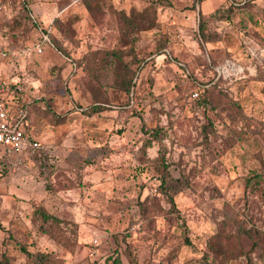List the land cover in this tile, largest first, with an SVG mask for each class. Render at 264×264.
Here are the masks:
<instances>
[{
    "label": "rangeland",
    "instance_id": "374dc122",
    "mask_svg": "<svg viewBox=\"0 0 264 264\" xmlns=\"http://www.w3.org/2000/svg\"><path fill=\"white\" fill-rule=\"evenodd\" d=\"M3 2L0 43L40 40L24 16L11 17L18 0ZM87 5L35 0L54 45L0 57V78L34 100L40 143L16 167L0 146V264H204L205 252L212 264H264V179L254 177L264 174V0ZM124 63L139 64L129 93L114 83ZM92 104L106 109L88 115ZM37 206L59 228L34 218ZM241 226L263 231L260 245L233 239L227 251L243 253L222 262L213 237Z\"/></svg>",
    "mask_w": 264,
    "mask_h": 264
},
{
    "label": "trees",
    "instance_id": "16d2710c",
    "mask_svg": "<svg viewBox=\"0 0 264 264\" xmlns=\"http://www.w3.org/2000/svg\"><path fill=\"white\" fill-rule=\"evenodd\" d=\"M4 1V0H3ZM35 0H18L19 4H21V10L17 11L13 16H17L20 15L21 17H25L27 19V21L30 23L31 29L34 32L38 33V38L43 39L44 36L47 37V40H45V42H47L48 44L54 45L52 38L49 36V32L51 30H48V32H46L40 25L39 23L35 20V17L33 15V12L31 10V5L34 3ZM85 3V6L88 7L87 2L89 0H82ZM147 14V12H137L135 14H133L134 18L131 20L130 17H126L125 19V24L126 27H131L134 26V24H136V20L137 19H142L143 16H145ZM1 16V15H0ZM9 17V18H11ZM7 18H2L3 21H5ZM134 29V28H133ZM198 29H199V34L200 37L202 39H206V32H205V24H204V19H203V14L200 11V16H199V24H198ZM7 31V29H4L1 31L0 29V35H2L3 37L8 38L7 34H5V32ZM35 40V39H34ZM33 40V41H34ZM8 41V40H7ZM9 43V41H8ZM55 47L63 54L66 55L64 49L59 45H55ZM107 55L112 56L113 58H117L116 56L120 53V51L118 50H107ZM39 55V54H38ZM139 67V64L137 66V68ZM137 68H132L131 66L127 65L126 63L123 64L122 69L119 70L118 72V77L114 80V83L116 86L119 87V89H121L124 92L129 93L130 92V88L133 85V78L135 77L136 73H137ZM194 92V91H193ZM191 92V94L193 93ZM190 94V95H191ZM34 100H31L27 103V107H28V112H29V118L31 119V110H32V104H33ZM49 110L50 108L47 107ZM106 109L105 105H101V104H92L91 106H89L86 109V114L91 115V114H95V113H99L103 110ZM46 112V111H45ZM51 115L53 114V111L50 110V112H48ZM63 117L62 116H54V123L55 124H59L61 122H63ZM39 149V148H38ZM37 152V151H36ZM34 152V153H36ZM33 153V154H34ZM32 154V155H33ZM31 155V156H32ZM30 156V157H31ZM165 164V163H164ZM166 166V165H165ZM163 167V169L166 171V167ZM167 176V175H166ZM256 181L255 183H261L264 179V174L261 173H255L254 175ZM250 181V179H247V184ZM167 184H169L167 182L166 177H162L161 178V182L159 184V189L160 191H164L165 193H169L167 190ZM246 184V185H247ZM170 201L172 203V205H174V201L173 198L170 196ZM33 217L34 218H39L40 221L42 222V224H49L50 226H55L57 228H59V224L62 222V220L52 214L49 213L45 210L44 207L42 206H37L34 210H33ZM222 234V236H221ZM263 235V231H261L260 229L254 227V226H241L240 227V231H235L233 234L232 233H225V231H218L217 234L213 237V243L211 244L210 249L213 250L216 254V256H219L222 262H226L229 259H234L237 258L238 255L242 254L243 252H239L236 253L233 250H230L229 252L227 251V248H225V244L228 242H232L233 239H235L239 244L238 247L240 248V246L242 247L243 242L245 240V238L249 239L251 242V248L254 249L256 248L259 244V237ZM254 237H256V239H254ZM203 261L204 264H212L213 262H215V259L212 258L211 256H209L208 253H203ZM114 264H119L120 261L118 258H116L113 261ZM2 264H9L8 261L6 259L2 260Z\"/></svg>",
    "mask_w": 264,
    "mask_h": 264
},
{
    "label": "built area",
    "instance_id": "2783aa9c",
    "mask_svg": "<svg viewBox=\"0 0 264 264\" xmlns=\"http://www.w3.org/2000/svg\"><path fill=\"white\" fill-rule=\"evenodd\" d=\"M5 3L0 0V15ZM47 37L36 39L30 44L18 48L4 46L0 43V57L22 58L33 54L42 53V41ZM198 96L194 91L192 98ZM23 88L6 80L0 81V146L10 167L20 166L40 147L38 132L35 130L29 118L27 103ZM96 244V241H94Z\"/></svg>",
    "mask_w": 264,
    "mask_h": 264
},
{
    "label": "crops",
    "instance_id": "0c3cea01",
    "mask_svg": "<svg viewBox=\"0 0 264 264\" xmlns=\"http://www.w3.org/2000/svg\"><path fill=\"white\" fill-rule=\"evenodd\" d=\"M34 55H38V54H34ZM1 80H6V79H2V78H0V81H1Z\"/></svg>",
    "mask_w": 264,
    "mask_h": 264
}]
</instances>
